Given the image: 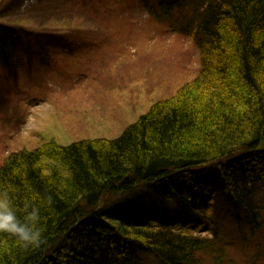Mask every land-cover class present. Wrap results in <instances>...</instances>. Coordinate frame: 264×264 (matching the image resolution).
<instances>
[{
	"label": "trees",
	"instance_id": "1",
	"mask_svg": "<svg viewBox=\"0 0 264 264\" xmlns=\"http://www.w3.org/2000/svg\"><path fill=\"white\" fill-rule=\"evenodd\" d=\"M142 2L197 46V77L117 138L50 140L7 155L0 191L21 217L26 204L40 209L44 242L25 248L0 234V264L263 262L264 0ZM56 39L68 43V32L0 23V65L18 43L45 51ZM123 193L133 201L104 207ZM236 241L258 242L262 258L238 263L227 254Z\"/></svg>",
	"mask_w": 264,
	"mask_h": 264
},
{
	"label": "rangeland",
	"instance_id": "2",
	"mask_svg": "<svg viewBox=\"0 0 264 264\" xmlns=\"http://www.w3.org/2000/svg\"><path fill=\"white\" fill-rule=\"evenodd\" d=\"M0 23L68 32V43L56 39L45 51L38 43H16L12 63L0 65V164L12 152L50 140L117 138L200 70L197 46L157 24L142 0H0ZM132 197L123 193L104 207ZM225 227L226 234L231 227ZM258 240L264 264V240ZM257 244L236 241L227 254L255 263L262 258Z\"/></svg>",
	"mask_w": 264,
	"mask_h": 264
},
{
	"label": "clouds",
	"instance_id": "3",
	"mask_svg": "<svg viewBox=\"0 0 264 264\" xmlns=\"http://www.w3.org/2000/svg\"><path fill=\"white\" fill-rule=\"evenodd\" d=\"M23 212L19 216L9 193L0 191V234L15 238L25 248L39 247L44 242L40 209L26 204Z\"/></svg>",
	"mask_w": 264,
	"mask_h": 264
}]
</instances>
